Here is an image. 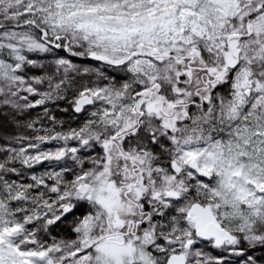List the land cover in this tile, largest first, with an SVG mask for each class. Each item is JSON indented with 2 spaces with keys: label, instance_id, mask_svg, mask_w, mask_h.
Here are the masks:
<instances>
[{
  "label": "snow or ice",
  "instance_id": "1",
  "mask_svg": "<svg viewBox=\"0 0 264 264\" xmlns=\"http://www.w3.org/2000/svg\"><path fill=\"white\" fill-rule=\"evenodd\" d=\"M0 264H264V0H0Z\"/></svg>",
  "mask_w": 264,
  "mask_h": 264
},
{
  "label": "rangeland",
  "instance_id": "2",
  "mask_svg": "<svg viewBox=\"0 0 264 264\" xmlns=\"http://www.w3.org/2000/svg\"><path fill=\"white\" fill-rule=\"evenodd\" d=\"M56 111V115L60 118H64V119H67V114H64V113H61L59 112V110H55Z\"/></svg>",
  "mask_w": 264,
  "mask_h": 264
}]
</instances>
